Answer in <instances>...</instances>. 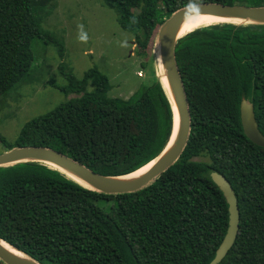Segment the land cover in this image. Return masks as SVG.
I'll return each mask as SVG.
<instances>
[{"label": "trees", "instance_id": "16d2710c", "mask_svg": "<svg viewBox=\"0 0 264 264\" xmlns=\"http://www.w3.org/2000/svg\"><path fill=\"white\" fill-rule=\"evenodd\" d=\"M36 0H0V98L33 66L44 35ZM147 58L161 26L201 3L264 7V0H104ZM176 59L192 127L180 159L142 190L104 194L41 163L0 167V238L40 264H210L228 226L227 201L211 174L232 185L237 240L220 264H264V148L244 134L240 106L254 105L264 134V25L216 24L180 39ZM143 67H146L143 64ZM80 95L26 123L5 151L46 147L106 176L141 169L166 148L173 109L160 80L128 100L112 98L97 68L66 76ZM93 86V90L88 88ZM0 264H4L0 261Z\"/></svg>", "mask_w": 264, "mask_h": 264}, {"label": "rangeland", "instance_id": "374dc122", "mask_svg": "<svg viewBox=\"0 0 264 264\" xmlns=\"http://www.w3.org/2000/svg\"><path fill=\"white\" fill-rule=\"evenodd\" d=\"M35 3L44 35L32 42L33 66L19 87L0 98V136L8 143L17 140L29 121L80 97L55 87L67 86L69 74L81 80L86 71L97 68L110 80L109 96L123 100L156 79L161 81L156 42L147 58L139 56L134 35L120 27L118 12L104 0ZM78 25H83L87 40L79 38ZM93 89L92 85L88 88ZM4 152L0 142V154Z\"/></svg>", "mask_w": 264, "mask_h": 264}, {"label": "water", "instance_id": "95a60500", "mask_svg": "<svg viewBox=\"0 0 264 264\" xmlns=\"http://www.w3.org/2000/svg\"><path fill=\"white\" fill-rule=\"evenodd\" d=\"M195 15H210L217 18L238 20L240 21L238 25H264V7L201 3L178 9L161 26L155 40V51L162 68V77L167 80L169 88L166 90L161 81L173 109V130L166 148L153 160L155 163L147 172L134 178H129L133 173L124 176L101 175L72 158L46 147H15L5 151L0 154V167L19 163H41L59 170L68 178L87 189L104 194L134 193L149 186L180 159L189 142L192 120L186 89L176 59V46L180 39L190 33L181 35L183 24L189 17ZM227 24L235 23L227 22ZM173 105L178 113L177 130L175 127V110ZM240 112L245 136L253 144L264 148V134L259 130L254 105L248 100L243 99ZM211 177L223 193L229 211V226L226 236L218 248L215 258L210 263L220 264L237 240L241 221L240 209L235 191L226 177L218 172H213ZM1 242L8 244L22 256H17L8 251L1 245ZM0 261L4 264H40L1 238Z\"/></svg>", "mask_w": 264, "mask_h": 264}, {"label": "bare ground", "instance_id": "6f19581e", "mask_svg": "<svg viewBox=\"0 0 264 264\" xmlns=\"http://www.w3.org/2000/svg\"><path fill=\"white\" fill-rule=\"evenodd\" d=\"M227 22L228 23H235V24L240 23V21H238V20L217 18V17L210 16V15H195V16H191L183 24L181 35H184V34H186L188 32H192L193 30H195L197 28H200V27H203V26H208V25H212V24H221V23H227ZM161 81H162L164 87L166 88V90H168L169 88H168L167 80L162 77ZM174 110H175V127H176V130H177V127H178V113L176 111L175 106H174ZM154 163H155V161L149 163L148 165L144 166L140 170H138L135 173L131 174L129 176V178H134V177H137V176H140V175L144 174L145 172H147L154 165ZM1 245L3 247H5L8 251L14 253L15 255L22 256L21 254H19V252H17L13 248H11L8 244H5V243L1 242Z\"/></svg>", "mask_w": 264, "mask_h": 264}, {"label": "clouds", "instance_id": "9594fccd", "mask_svg": "<svg viewBox=\"0 0 264 264\" xmlns=\"http://www.w3.org/2000/svg\"><path fill=\"white\" fill-rule=\"evenodd\" d=\"M78 28L80 29V36L79 38L81 40H87V34L84 32L83 25H78Z\"/></svg>", "mask_w": 264, "mask_h": 264}]
</instances>
